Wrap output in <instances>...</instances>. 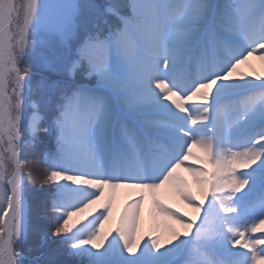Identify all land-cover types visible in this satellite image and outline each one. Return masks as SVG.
Wrapping results in <instances>:
<instances>
[{"label": "snow or ice", "instance_id": "1", "mask_svg": "<svg viewBox=\"0 0 264 264\" xmlns=\"http://www.w3.org/2000/svg\"><path fill=\"white\" fill-rule=\"evenodd\" d=\"M0 264H264V0H0Z\"/></svg>", "mask_w": 264, "mask_h": 264}, {"label": "rangeland", "instance_id": "2", "mask_svg": "<svg viewBox=\"0 0 264 264\" xmlns=\"http://www.w3.org/2000/svg\"><path fill=\"white\" fill-rule=\"evenodd\" d=\"M254 64L256 65L257 69L259 70V62L258 61H254ZM53 150H54V145L52 146ZM42 165H38L36 167L33 168V176L36 177L40 174V172L42 171ZM30 187H35V186H30ZM52 191V189L49 186H45V188L43 189L44 193L50 192ZM43 193H36L34 192L33 195H41ZM125 194H126V190H118L116 193V201L117 204L122 203V201L125 199ZM145 211L147 212V204L145 205Z\"/></svg>", "mask_w": 264, "mask_h": 264}]
</instances>
